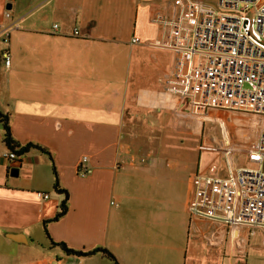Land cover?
<instances>
[{
	"label": "crops",
	"instance_id": "obj_1",
	"mask_svg": "<svg viewBox=\"0 0 264 264\" xmlns=\"http://www.w3.org/2000/svg\"><path fill=\"white\" fill-rule=\"evenodd\" d=\"M215 3L0 0V30L16 23L7 43L0 32V53L10 56L8 67L0 58V114L16 144L52 153L68 193L66 215L45 232L62 199L49 158L29 151L10 165L0 124V249L25 250L40 264H115L100 253L65 256L50 240L107 250L116 264H264V234L225 223L232 212L264 214V190L240 187L264 123L252 118L244 141L223 127L224 148L215 128L203 134L205 118L188 113L187 99L161 83L191 40L196 6ZM156 39L163 47L144 44ZM177 110L188 112L177 118ZM82 157L92 170L85 177L77 172ZM229 178L236 187L225 198Z\"/></svg>",
	"mask_w": 264,
	"mask_h": 264
},
{
	"label": "built area",
	"instance_id": "obj_2",
	"mask_svg": "<svg viewBox=\"0 0 264 264\" xmlns=\"http://www.w3.org/2000/svg\"><path fill=\"white\" fill-rule=\"evenodd\" d=\"M196 14L190 42L176 49L174 67L161 83L175 95L186 98L187 112L198 120L206 109H212L244 114L264 123V0H216L214 6L197 5ZM14 29L16 23L0 30L3 43L8 42L9 33ZM53 29L56 32L58 25ZM140 42L132 39V43ZM144 44L163 47L159 39ZM0 58L6 67L10 65L8 51H2ZM187 112L177 110L176 117L186 116ZM256 141L246 169L240 171V187L255 185L264 190V174L260 170L264 128ZM4 158L10 161L14 155L8 152ZM87 161V157H82L78 162L77 172L82 177L92 173L85 165ZM221 184L220 192L225 198L231 197L235 181L229 178ZM36 197L47 200L49 195L37 193ZM262 215L247 219L232 212L225 217V223L258 229L264 234Z\"/></svg>",
	"mask_w": 264,
	"mask_h": 264
},
{
	"label": "rangeland",
	"instance_id": "obj_3",
	"mask_svg": "<svg viewBox=\"0 0 264 264\" xmlns=\"http://www.w3.org/2000/svg\"><path fill=\"white\" fill-rule=\"evenodd\" d=\"M214 111V110H213ZM208 112L201 117V119L205 118V121L207 123V126H201V129L203 130V134L206 136L209 132H212V128H215L218 132V135L220 136V143L225 148V137L224 134V128L226 127L227 134L233 140V138L238 139L240 141H244L245 138L250 133L251 125H253V120L247 115L240 114V113H234L229 111H223V110H216L214 112ZM211 116V117H209ZM209 118V119H208ZM200 119V120H201ZM222 121L224 122L225 126H223ZM255 121H257L255 119ZM259 122V121H258ZM202 124L205 123L204 121L201 122ZM222 123V124H221ZM203 127V128H202ZM224 129V130H223ZM221 131H222V140H221ZM259 131L255 135V138L257 139ZM224 142V143H223ZM222 150V149H221ZM216 154H218V151H215ZM33 258L37 261H45V256L40 255H33ZM0 264H40L36 261H33L32 256L28 254L25 250H14V249H0ZM55 264V261L50 263Z\"/></svg>",
	"mask_w": 264,
	"mask_h": 264
},
{
	"label": "trees",
	"instance_id": "obj_4",
	"mask_svg": "<svg viewBox=\"0 0 264 264\" xmlns=\"http://www.w3.org/2000/svg\"><path fill=\"white\" fill-rule=\"evenodd\" d=\"M0 124L2 125L3 132H4L3 143L6 146L7 150L14 155V159L10 160V162H9L10 165L19 164L21 162V159L23 157H25L29 151H34V152L46 154L49 158V161H50L51 166H52L53 176H54V185H53L54 192L57 195L62 196V199L59 203L58 211L55 214V216L50 221H47L44 223V225H45L44 229H45V232H47V230H46L47 223L48 222H56V221L60 220L61 218H63L66 215V213L68 211V193L65 189H62V187L59 185L57 170H56V166L54 163L52 153L48 149L41 147L39 145H36V144H29V145H26L23 147L16 144L13 141L11 134H10L9 116L8 115L0 114ZM50 243H51V246L58 247L62 251V253H64L65 256H73L76 258H80V257L87 256L89 254L91 255L94 253H100L104 257L108 258L109 260L113 261L116 264L114 257L107 250H104V249H96L95 251H93L91 253H83L80 251H75V250L67 248L64 243H56V242H53L52 240H50Z\"/></svg>",
	"mask_w": 264,
	"mask_h": 264
},
{
	"label": "water",
	"instance_id": "obj_5",
	"mask_svg": "<svg viewBox=\"0 0 264 264\" xmlns=\"http://www.w3.org/2000/svg\"><path fill=\"white\" fill-rule=\"evenodd\" d=\"M224 141L226 143L227 139H225ZM17 172H18L17 169H12L11 172H10V174L13 175V176H16L17 175ZM10 238L12 240H14V241H17V242H20V239H21L20 236H16V235H11Z\"/></svg>",
	"mask_w": 264,
	"mask_h": 264
}]
</instances>
